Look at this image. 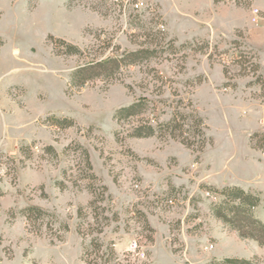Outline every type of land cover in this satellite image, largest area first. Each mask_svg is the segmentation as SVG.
<instances>
[{"label": "rangeland", "instance_id": "374dc122", "mask_svg": "<svg viewBox=\"0 0 264 264\" xmlns=\"http://www.w3.org/2000/svg\"><path fill=\"white\" fill-rule=\"evenodd\" d=\"M226 185L264 222V0H0V264H264Z\"/></svg>", "mask_w": 264, "mask_h": 264}, {"label": "trees", "instance_id": "16d2710c", "mask_svg": "<svg viewBox=\"0 0 264 264\" xmlns=\"http://www.w3.org/2000/svg\"><path fill=\"white\" fill-rule=\"evenodd\" d=\"M70 2L75 0H69ZM73 48V47H72ZM74 50V49H71ZM149 50H147L148 52ZM145 54V51H137L129 54L127 58L132 62L136 61L139 55ZM126 58L114 59L99 63L100 67L106 64L118 68L119 64ZM91 68V67H90ZM86 69V68H85ZM80 76V71L77 73ZM141 107L138 103H133L126 107H121L116 111L117 119L134 115L140 111ZM173 124L170 123L169 126ZM137 136L150 135L153 130L147 127L137 130ZM221 196L220 202L214 203L212 212L215 217L221 220L230 229L235 230L242 238H249L264 244V222L255 215V209L261 203V194L252 190H246L240 185H226L221 189L211 187ZM2 192L0 187V193ZM224 264H252L251 260L241 258L225 259Z\"/></svg>", "mask_w": 264, "mask_h": 264}, {"label": "built area", "instance_id": "2783aa9c", "mask_svg": "<svg viewBox=\"0 0 264 264\" xmlns=\"http://www.w3.org/2000/svg\"><path fill=\"white\" fill-rule=\"evenodd\" d=\"M144 4H145L144 2H142V1L140 2V1H139V2L136 3L135 6H136L137 8H141L142 6H144ZM254 12L258 14L260 11H259L258 8H256V9L254 10Z\"/></svg>", "mask_w": 264, "mask_h": 264}]
</instances>
